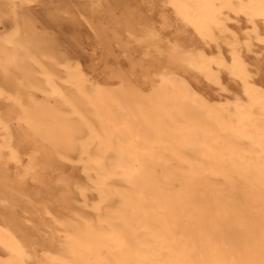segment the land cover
I'll return each mask as SVG.
<instances>
[{
    "label": "bare ground",
    "instance_id": "obj_1",
    "mask_svg": "<svg viewBox=\"0 0 264 264\" xmlns=\"http://www.w3.org/2000/svg\"><path fill=\"white\" fill-rule=\"evenodd\" d=\"M34 1L0 0V264H264V0H160L194 36L173 44L102 0L46 8L128 58L136 36L103 79ZM43 175L59 192L24 204L27 228L14 206ZM74 195L91 214L60 215Z\"/></svg>",
    "mask_w": 264,
    "mask_h": 264
},
{
    "label": "rangeland",
    "instance_id": "obj_2",
    "mask_svg": "<svg viewBox=\"0 0 264 264\" xmlns=\"http://www.w3.org/2000/svg\"><path fill=\"white\" fill-rule=\"evenodd\" d=\"M63 1L64 0H36L32 2L31 7L34 9V12L41 16V20L47 27V35L52 37L54 40L56 38L58 40L57 42H62L72 37L74 40V42L72 41L73 53L80 61H82L83 67L90 68L92 71L99 74L100 79H103L104 76L108 75L109 70L113 67L117 68L118 64L121 65L122 68H127L130 64L129 58H141L140 54L144 52V48L136 41V36L126 38L123 35V39H127L128 41V44L123 43V49L125 46H128L131 52L128 58L125 51H123V53H117L120 48L115 44L109 45L103 43V45H98L95 32L89 25L76 23L73 24L70 21L69 16L64 13L55 14L54 21H50L47 16L43 14V11L46 8L53 7L56 5V2L59 4V2ZM98 4L99 6L97 7L96 11H99L97 13L100 15L102 14L105 6H108L109 9L113 10V16H110V19L116 18L117 20H120L123 18L124 20L126 15L129 13L130 16L135 17L136 20H139V23L136 25L138 35H141V33L145 31L147 24H151L157 31L162 30L161 34L171 42L170 44L175 43L176 39H180L184 42L189 39H194V36L189 29L182 27L183 30H185L183 33L176 30V27L179 29L181 28V24L174 19L170 9L160 0H102V2ZM163 14L168 17V26L162 24ZM231 23L233 25L238 24L234 20H232ZM106 24L107 26L110 25L108 21ZM38 28L41 27L38 25ZM103 31H105L106 36L114 38V35L109 27L104 28ZM138 35L137 38L139 37ZM223 49L225 51V47ZM249 61L251 64L254 63L255 55H249ZM251 68H253V66H251ZM262 68L264 70V63L261 64V69ZM222 77L223 84L228 90V92L225 93L226 98L228 100H232L234 97L240 96L239 84L228 79V76L225 73L222 74ZM255 79H257V77ZM202 82L203 83L200 85L204 87L207 94L214 93V91H212L215 88L214 86L207 85L204 81ZM36 94L39 93L36 92ZM37 96V100H40L41 96ZM22 161L23 163L26 162L25 155H22ZM49 166L53 167L52 160L49 161ZM73 166L76 168L78 173L81 172V164H74ZM10 168L13 170V166H10ZM82 178L84 179L83 176ZM43 182L45 183V186L42 187H38L35 182H24L21 184L20 190H22L25 194L21 197H17V205L14 207L19 218L22 219L23 225L27 228L33 226V223L31 215L23 212L22 210L24 204H35L41 199H52V196L59 192L57 188L52 187V185L46 181V175H43ZM71 197L72 199L70 203L67 204L64 209L60 210V215L63 217L72 218L77 212H82L85 215L91 214V210L81 204V199L77 197V195ZM2 209L3 207L0 206V210ZM47 238L50 237L45 235L42 240L46 243L49 241Z\"/></svg>",
    "mask_w": 264,
    "mask_h": 264
}]
</instances>
